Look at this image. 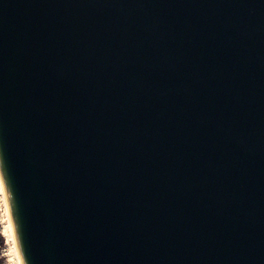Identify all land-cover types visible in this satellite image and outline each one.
I'll return each instance as SVG.
<instances>
[{
  "label": "water",
  "instance_id": "95a60500",
  "mask_svg": "<svg viewBox=\"0 0 264 264\" xmlns=\"http://www.w3.org/2000/svg\"><path fill=\"white\" fill-rule=\"evenodd\" d=\"M0 171L22 264H264V0H0Z\"/></svg>",
  "mask_w": 264,
  "mask_h": 264
},
{
  "label": "rangeland",
  "instance_id": "374dc122",
  "mask_svg": "<svg viewBox=\"0 0 264 264\" xmlns=\"http://www.w3.org/2000/svg\"><path fill=\"white\" fill-rule=\"evenodd\" d=\"M9 208L0 180V264H20L16 240L9 219Z\"/></svg>",
  "mask_w": 264,
  "mask_h": 264
},
{
  "label": "bare ground",
  "instance_id": "6f19581e",
  "mask_svg": "<svg viewBox=\"0 0 264 264\" xmlns=\"http://www.w3.org/2000/svg\"><path fill=\"white\" fill-rule=\"evenodd\" d=\"M0 180H1V182H2L3 193L5 194L6 202L8 203L9 217H10L9 219H10L11 229H12V232H13V238H14V239L16 240V242H17L16 235H15V231H14V226H13V222H12V217H11L10 202H9V197H8V193H7V188H6V185H5L4 179H3V177H2L1 171H0ZM16 246H17V251H18V253H19V249H18V244H17V243H16ZM19 257H20V264H22V260H21L20 253H19Z\"/></svg>",
  "mask_w": 264,
  "mask_h": 264
}]
</instances>
